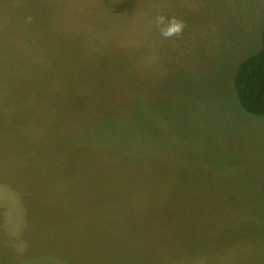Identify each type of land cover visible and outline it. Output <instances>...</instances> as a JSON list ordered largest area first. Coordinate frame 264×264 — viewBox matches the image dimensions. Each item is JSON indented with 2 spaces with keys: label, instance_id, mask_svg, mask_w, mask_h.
Instances as JSON below:
<instances>
[{
  "label": "rangeland",
  "instance_id": "1",
  "mask_svg": "<svg viewBox=\"0 0 264 264\" xmlns=\"http://www.w3.org/2000/svg\"><path fill=\"white\" fill-rule=\"evenodd\" d=\"M263 30L264 0H0V264H264Z\"/></svg>",
  "mask_w": 264,
  "mask_h": 264
},
{
  "label": "trees",
  "instance_id": "2",
  "mask_svg": "<svg viewBox=\"0 0 264 264\" xmlns=\"http://www.w3.org/2000/svg\"><path fill=\"white\" fill-rule=\"evenodd\" d=\"M234 83L243 108L254 115L264 116V30L261 50L240 64Z\"/></svg>",
  "mask_w": 264,
  "mask_h": 264
},
{
  "label": "clouds",
  "instance_id": "3",
  "mask_svg": "<svg viewBox=\"0 0 264 264\" xmlns=\"http://www.w3.org/2000/svg\"><path fill=\"white\" fill-rule=\"evenodd\" d=\"M155 24L160 35L165 39H171L173 37L178 38L183 34V29L186 26L183 21H180L175 17L168 18L163 15L156 17Z\"/></svg>",
  "mask_w": 264,
  "mask_h": 264
}]
</instances>
